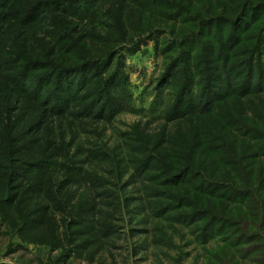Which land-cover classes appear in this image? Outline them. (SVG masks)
I'll return each mask as SVG.
<instances>
[{"label": "trees", "instance_id": "1", "mask_svg": "<svg viewBox=\"0 0 264 264\" xmlns=\"http://www.w3.org/2000/svg\"><path fill=\"white\" fill-rule=\"evenodd\" d=\"M150 39L162 70L134 111L161 123L123 136L132 213L185 231L205 263L264 264V0H0V225L57 251L40 264L120 233L102 214L118 195L95 169L111 174L115 157L89 141L76 165L51 128L132 109L126 54Z\"/></svg>", "mask_w": 264, "mask_h": 264}, {"label": "rangeland", "instance_id": "2", "mask_svg": "<svg viewBox=\"0 0 264 264\" xmlns=\"http://www.w3.org/2000/svg\"><path fill=\"white\" fill-rule=\"evenodd\" d=\"M138 38V37H136ZM135 38V39H136ZM162 70V58L155 53V40H148L134 54H126L125 74L129 78L128 89L132 93V109H124L115 115L111 123L96 122L89 130L82 129L79 121L64 119L52 125V134L59 135V142L64 143V147L78 159L77 164L83 161L82 149L79 145L96 143L115 157L114 163L108 165L111 174L103 172L102 165L95 169L110 180L106 188L114 191L118 198L115 202H120L118 208L103 209V222H109L120 226V233L112 240H107L102 249L76 252L65 264H224L220 261L207 262L206 255L200 249L195 248V244L190 243L189 235L178 228L173 229L169 221L148 218L146 213H132L135 205L142 206L137 184L122 186L126 179L118 178V171L126 168L125 163L118 166V160L127 159L130 155L129 147L124 146L123 136L129 132H135L136 126L147 127L148 131L154 133L158 129L160 121H150L147 112H135L142 108L148 109L153 100L154 85ZM146 124L148 126H146ZM77 130V133H76ZM75 152V153H74ZM129 175L125 171L124 176ZM123 176V177H124ZM120 183L121 187L115 188L113 185ZM132 196L134 202L127 204L124 198ZM95 202V201H94ZM112 217V218H111ZM154 225L159 226V232L153 231ZM7 229L0 225V264H40L47 263L57 251L51 249L47 244L34 240H24L20 235L8 236ZM159 235V236H156ZM166 237L168 243L157 244L156 238ZM189 256H186V255ZM245 264V263H241ZM250 264V263H249Z\"/></svg>", "mask_w": 264, "mask_h": 264}]
</instances>
